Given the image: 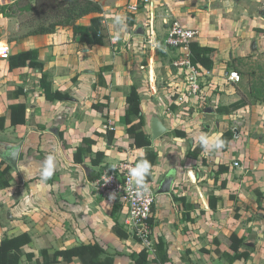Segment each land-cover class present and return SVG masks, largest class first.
Here are the masks:
<instances>
[{"label":"crops","instance_id":"0c3cea01","mask_svg":"<svg viewBox=\"0 0 264 264\" xmlns=\"http://www.w3.org/2000/svg\"><path fill=\"white\" fill-rule=\"evenodd\" d=\"M97 1L103 7L109 46L89 48L78 43L70 27L52 35L24 37L9 46L11 55L37 50L44 72L54 79V89L68 93L72 100L50 102L39 83L21 79L30 69L9 72L7 60L0 65V71L15 80L0 82V117L5 119V129H0V163L10 146L20 147L10 186L0 190V242L23 233L31 236L32 243L24 251L35 257L29 263L24 256L21 264H37L48 245L67 250L95 243L123 255L115 264H136L133 256L144 247L131 234L121 239L114 233L116 222L125 227L124 207L118 199L102 194L96 187L99 178L94 179L101 168L138 162L147 151L133 149L127 134V97L135 87L151 149L158 153L152 169L157 199L151 239L153 244H165L166 264H264V102L230 115L216 112L219 106L248 96L246 87L229 75L238 74L236 68L245 59L264 58V0H161L141 6L137 14L128 12L129 0ZM129 14L134 16L133 26L128 25ZM117 15L124 17L123 31L114 23ZM95 16L79 24L89 26ZM175 21L198 32L195 43L216 51L211 70L199 65L201 90L196 96L189 93L184 72L173 67L172 55L181 54L167 44ZM117 32L120 41L114 45L111 40ZM108 66L106 86L100 87L97 74ZM19 103L27 106V123L13 127L9 106ZM97 104L107 107L97 111L93 109ZM154 117L168 130L156 141L151 137ZM175 130L187 138L172 136ZM107 131L114 133L111 144ZM228 131L234 136L227 151L201 147V134L221 137ZM85 138L96 144L84 163L77 164L74 155ZM98 152L105 156L97 167L92 160ZM48 155L55 157V173L41 182ZM167 176L173 178L172 189L161 194ZM258 193L263 195L260 202ZM211 195L217 199L216 210L211 209ZM233 234L244 239L241 251L249 249L247 261L234 260L235 252L223 241ZM148 252L152 262L155 250Z\"/></svg>","mask_w":264,"mask_h":264},{"label":"trees","instance_id":"16d2710c","mask_svg":"<svg viewBox=\"0 0 264 264\" xmlns=\"http://www.w3.org/2000/svg\"><path fill=\"white\" fill-rule=\"evenodd\" d=\"M16 4V11L14 16L19 20V26H29V31L23 36H38V35H52L57 32L59 28H72L75 41L86 44L89 48L94 46H109V38L106 34L105 19L103 17V7L97 0H13ZM13 12L12 6L0 5V18L9 16ZM12 14V13H11ZM90 15H97L91 19L89 26L79 24V21ZM128 25H134V16L128 15ZM191 61L194 65H200L211 70L214 65V55L216 51L211 48L201 47L198 43L190 45ZM8 70L13 72L18 69L28 68L38 72L39 86L43 89V95L46 100L54 102L72 100L68 93H62L54 89V79L51 75L44 72V64L39 59L37 50L22 51L17 54L10 55L7 59ZM111 70V67H104L97 74L98 84L100 87L106 86L104 74ZM21 92V91H18ZM250 96L242 98L241 101L230 106H219L216 112L219 114L230 115L236 110L247 106L256 104L257 102H264V98H260L264 94V84L262 86L251 85L249 90ZM250 97L253 98L250 99ZM107 105L97 104L93 105V109L103 111ZM27 106L24 103H19L9 106L10 121L13 127L25 125L27 123ZM139 119L138 123H134L133 118ZM127 134L132 141L131 147L133 149H147L145 155L139 159L137 163L142 160H147L152 166L149 173L145 177L146 185H151L153 182L152 169L158 160V153L151 149L152 141L146 131L147 121L143 115L141 97L138 90L132 87L127 97V112H126ZM0 129H5V119L0 117ZM176 138L186 139L187 135L183 131L175 130L171 133ZM234 134L231 131L224 133L221 138L226 141L223 151H227L228 144L232 140ZM63 139L62 134L60 135ZM114 138V133L107 131L106 139L108 144H111ZM96 142L91 138H85L80 147L74 155V161L77 164L84 163L87 154L93 153V146ZM105 153L98 152L92 160L93 166H100ZM192 157L195 155L192 154ZM113 169V168H112ZM103 167L96 172L94 179L99 178L105 171H111ZM12 167L6 162L0 163V190L6 189L10 186V178ZM220 170H223L220 167ZM263 198V195L258 193V202ZM178 200V199H177ZM185 203V200H182ZM217 199L210 196V206L212 210L217 209ZM154 219L149 222L150 231L152 232ZM114 233L121 239H128L130 233L124 226L116 222ZM133 236V235H132ZM151 236V234H150ZM134 237V236H133ZM228 247L235 252L234 260L250 258L249 249L241 251L245 247L243 238L233 234L230 238H222ZM139 243L138 238L135 237ZM218 242V241H217ZM32 243V238L27 233L20 234L13 238H6L0 242V264H21L22 258L26 256L27 261L31 263L35 257L33 253H25L24 248ZM142 244V243H141ZM155 258L149 261L150 255L146 248H144L138 255L133 256L136 264H166L169 262V255L165 244L160 241L154 244ZM41 257L37 264H115L117 257L123 256L121 253L112 250L104 249L99 244H81L67 250H54L48 245L40 253Z\"/></svg>","mask_w":264,"mask_h":264},{"label":"built area","instance_id":"2783aa9c","mask_svg":"<svg viewBox=\"0 0 264 264\" xmlns=\"http://www.w3.org/2000/svg\"><path fill=\"white\" fill-rule=\"evenodd\" d=\"M161 0H129L127 5L128 12L137 14L141 6H146ZM198 32L194 29L183 26L179 21L171 24L167 44L181 51V58L174 62V66L184 72L190 83L191 95L200 93L201 73L199 65H194L191 61L190 45L197 40ZM112 43L117 45L120 41L112 38ZM11 55V49L7 43L0 46V57L7 60ZM229 79L236 83L240 82V77L236 73H231ZM137 161L127 160L111 171H105L96 181L97 189L109 197L114 195L125 211V229L128 233L138 238L143 247L147 250H154V244L151 239L149 222L154 218V209L156 205L157 193L152 185H147V191L142 192L140 196L136 195V184L131 181L129 176L130 168L137 165ZM239 167V163H235Z\"/></svg>","mask_w":264,"mask_h":264},{"label":"rangeland","instance_id":"374dc122","mask_svg":"<svg viewBox=\"0 0 264 264\" xmlns=\"http://www.w3.org/2000/svg\"><path fill=\"white\" fill-rule=\"evenodd\" d=\"M3 1V4L0 5H6V6H12L13 12L9 13V16H6L2 20V24H0V46L1 44L7 43L9 46L11 44L19 39H22L23 36L29 31V26L25 25L20 27L19 26V20L16 16L13 15V13L16 11V4H14L13 0H1ZM16 8V9H15ZM111 43V41H110ZM174 58L173 60H178L181 58V55L178 56L177 53L172 55ZM2 57H0V65H2ZM173 66V65H172ZM175 69L177 67L173 66ZM238 70V76L240 77V84L245 88L246 87V93L248 96L250 86H262L264 84V58H254L250 57L248 59H245L243 62H241L238 67L236 68ZM6 72L1 70L0 71V82L1 83H15V80L13 78L9 77L8 74H5ZM231 73V71H229ZM186 77V76H184ZM21 79H23L24 83H38V72L34 70H28V72L21 74ZM247 96V98H248ZM260 98H264V94L260 96ZM250 99L253 100L252 97ZM211 106H214L213 104H210ZM210 106V107H211ZM213 107V108H214ZM209 108L206 106L205 109H201L203 112L206 111V109ZM195 109V108H194ZM206 116V115H205ZM210 115H207L206 117H209Z\"/></svg>","mask_w":264,"mask_h":264},{"label":"clouds","instance_id":"9594fccd","mask_svg":"<svg viewBox=\"0 0 264 264\" xmlns=\"http://www.w3.org/2000/svg\"><path fill=\"white\" fill-rule=\"evenodd\" d=\"M114 23L116 25H121V31L124 29V17L122 15H117L115 17ZM120 38V32H117L114 36V40H118ZM200 145L205 150H220L225 147L226 141L217 134L214 137H209L207 134H201ZM55 157L52 155H48L44 162L43 167L40 171V180L41 182H46L51 179L55 173ZM152 166L147 160L140 161L134 168H130L129 176L131 181H134L136 184V195L140 196L142 192H146L147 185L145 183V177L149 173V169ZM114 195L111 197L113 198Z\"/></svg>","mask_w":264,"mask_h":264},{"label":"water","instance_id":"95a60500","mask_svg":"<svg viewBox=\"0 0 264 264\" xmlns=\"http://www.w3.org/2000/svg\"><path fill=\"white\" fill-rule=\"evenodd\" d=\"M91 73V72H87ZM168 132L166 126L164 125L163 121L158 118L154 117L151 121V137L153 141H156L160 138H162L166 133ZM20 153V147L19 146H10L9 149L6 151L5 155L2 156V158L7 161V163L14 169L17 170L18 168V156ZM89 175H93V172L91 171ZM172 183L173 178L171 176H167L160 189L159 193L166 194L170 193L172 189Z\"/></svg>","mask_w":264,"mask_h":264}]
</instances>
